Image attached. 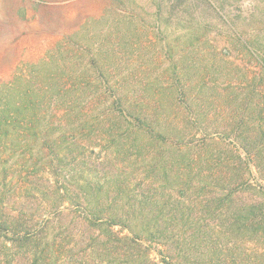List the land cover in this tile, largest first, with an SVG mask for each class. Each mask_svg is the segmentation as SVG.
I'll list each match as a JSON object with an SVG mask.
<instances>
[{
    "label": "rangeland",
    "instance_id": "obj_1",
    "mask_svg": "<svg viewBox=\"0 0 264 264\" xmlns=\"http://www.w3.org/2000/svg\"><path fill=\"white\" fill-rule=\"evenodd\" d=\"M74 32L84 44L102 46L96 71L85 66L87 60L83 65L65 63L61 52L67 49L66 37ZM259 49L264 51V0H0V95L16 77L43 86L39 95H60V86L68 80L64 72L78 68L98 85L77 94L131 97L134 111L161 116L165 133L195 145L169 150L164 163L159 156L162 147L146 135L135 141L141 148L154 144L151 159L135 158L129 146L118 153L128 143L123 138L112 140L106 134L79 138L64 173L73 182L72 195L77 193L76 183L104 185L112 191L126 183L139 198L146 194L162 204L182 173L183 178L200 180L199 187L212 182L206 191L211 197L223 192V183L246 175L235 147L264 143V63ZM52 58L58 64L41 73L38 67ZM52 104L53 113L62 115L64 108ZM110 125L102 127L107 130ZM189 159H195L190 171ZM260 160L264 162V154ZM182 168L186 172L180 173ZM255 175L260 177L257 171ZM47 179L53 180L48 173L43 179L35 177L29 191L19 188L13 198L10 195L5 213L29 222L46 219L55 197L41 194L48 188ZM255 196V192L243 193L238 202L251 203ZM195 204L201 213L200 200ZM63 211L60 225L67 227L66 242L72 240L70 245L80 251L99 232L72 220L78 215L75 206L66 204ZM207 222L215 226L225 220L219 216ZM114 231L130 234L121 226ZM232 239L221 232L215 243L222 250L232 243L238 252L239 245L264 251L263 243L235 235ZM151 247L152 258L161 264V248ZM2 251L0 264H30L25 249ZM88 261L93 264L96 259Z\"/></svg>",
    "mask_w": 264,
    "mask_h": 264
},
{
    "label": "trees",
    "instance_id": "obj_2",
    "mask_svg": "<svg viewBox=\"0 0 264 264\" xmlns=\"http://www.w3.org/2000/svg\"><path fill=\"white\" fill-rule=\"evenodd\" d=\"M64 44L67 49L61 54L65 63L83 65L87 60L85 66H91L94 71L98 69L103 57L98 59L97 55L102 46L84 44L76 32L67 36ZM259 53L264 63V51L259 49ZM57 64L56 58H52L46 65L37 67L44 73ZM64 74L69 83L66 81L60 86V95H39L44 87L26 82L22 77L5 85L6 91L0 95V257L5 255L2 250L25 249L31 255L30 264H71L78 257L82 260L73 264H90L91 257L99 264H160L151 255V246L157 245L161 248V264H264V251L260 253L239 245L238 252L232 243L222 250L215 243L222 232L231 241L235 235L264 244V162L260 160L264 154L263 142L257 141L252 147L234 145L238 163L247 174L229 184L223 183L219 196L206 194L212 182H203L199 187L200 180L183 178V173L177 177L179 186L169 187L170 177L164 179V185L172 191L164 194L162 204L146 194L139 198L126 183L117 184L120 187L117 191L105 190L99 184L76 183L77 193L72 195L73 182L64 173L68 156L72 155L79 138L92 139L95 134L99 137L106 134L112 140L123 138L128 143L118 153L129 146L135 158L151 159L154 151L150 149L156 144L162 147L159 156L164 163L169 160V150L178 152L195 145L186 138H172L165 133L161 116L134 111L135 100L131 97L77 94L98 85L91 77H84L87 72L76 68ZM72 92L75 95H63ZM53 101L58 109L64 108L62 115L53 113ZM107 124L111 125L105 130L102 126ZM142 135L154 144L143 148L136 145L135 139ZM189 160L188 171L195 166L192 167L195 159ZM225 161L221 158L223 164ZM255 171L260 177H256ZM45 173L53 180H46L48 188L41 194L55 196L47 209L48 217L39 223L5 213L9 196L13 198L19 188L29 191L34 178L43 179ZM246 192H255L256 199L241 205L239 198ZM199 200L201 213L195 204ZM66 204L78 210L73 221L79 219L87 228L99 232L97 236H90L80 251L70 245L72 240L66 242L67 227L60 225ZM219 216L225 220L221 225L207 222ZM117 226L130 234L118 235L114 231Z\"/></svg>",
    "mask_w": 264,
    "mask_h": 264
}]
</instances>
